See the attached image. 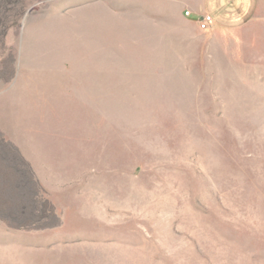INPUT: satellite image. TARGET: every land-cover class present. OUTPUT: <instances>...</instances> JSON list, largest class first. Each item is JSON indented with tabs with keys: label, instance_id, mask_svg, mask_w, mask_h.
<instances>
[{
	"label": "rangeland",
	"instance_id": "1",
	"mask_svg": "<svg viewBox=\"0 0 264 264\" xmlns=\"http://www.w3.org/2000/svg\"><path fill=\"white\" fill-rule=\"evenodd\" d=\"M206 1L0 0V264H264V0Z\"/></svg>",
	"mask_w": 264,
	"mask_h": 264
},
{
	"label": "crops",
	"instance_id": "2",
	"mask_svg": "<svg viewBox=\"0 0 264 264\" xmlns=\"http://www.w3.org/2000/svg\"><path fill=\"white\" fill-rule=\"evenodd\" d=\"M254 0H207L203 10L197 14L198 21L203 15L209 14L215 23L231 25L249 18L253 11ZM194 14H191V16Z\"/></svg>",
	"mask_w": 264,
	"mask_h": 264
},
{
	"label": "built area",
	"instance_id": "3",
	"mask_svg": "<svg viewBox=\"0 0 264 264\" xmlns=\"http://www.w3.org/2000/svg\"><path fill=\"white\" fill-rule=\"evenodd\" d=\"M191 14L190 11H186L185 15L189 16ZM199 27L202 30H207L213 24V18L209 14H205L202 18L198 21Z\"/></svg>",
	"mask_w": 264,
	"mask_h": 264
}]
</instances>
